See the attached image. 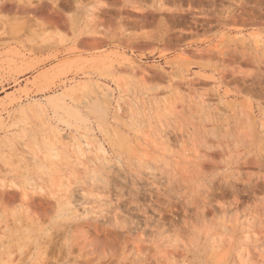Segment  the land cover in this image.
I'll use <instances>...</instances> for the list:
<instances>
[{"label":"rangeland","instance_id":"obj_1","mask_svg":"<svg viewBox=\"0 0 264 264\" xmlns=\"http://www.w3.org/2000/svg\"><path fill=\"white\" fill-rule=\"evenodd\" d=\"M0 264H264V0H0Z\"/></svg>","mask_w":264,"mask_h":264}]
</instances>
